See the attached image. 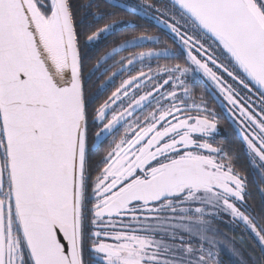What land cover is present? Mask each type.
Returning a JSON list of instances; mask_svg holds the SVG:
<instances>
[{
    "label": "snow or ice",
    "instance_id": "6c2138e0",
    "mask_svg": "<svg viewBox=\"0 0 264 264\" xmlns=\"http://www.w3.org/2000/svg\"><path fill=\"white\" fill-rule=\"evenodd\" d=\"M119 10L173 43L122 39L117 55L165 47L114 60L101 101L90 45L123 23ZM209 86L256 185L214 146ZM253 190L264 196V0H0V264H223L224 247L264 264Z\"/></svg>",
    "mask_w": 264,
    "mask_h": 264
},
{
    "label": "trees",
    "instance_id": "16d2710c",
    "mask_svg": "<svg viewBox=\"0 0 264 264\" xmlns=\"http://www.w3.org/2000/svg\"><path fill=\"white\" fill-rule=\"evenodd\" d=\"M121 2L126 3L129 6H132L135 3H137L138 0H121ZM114 19L118 22L122 21L123 23H117L110 36L105 37L102 34L101 39L95 43L94 47L90 45V52L93 57L92 64H97V61H99V65H98L99 70L96 71L95 76H93L92 78L93 85L91 91L93 93L98 92L100 94L99 99L101 101L104 98H106L108 94H110V90H112V87L109 86H113L111 83L107 81L108 75H110L111 73L105 72V70L111 66V62L115 57V56L113 57L115 53L112 52V49L117 48L121 40L124 39L125 37H130L132 35L138 36L142 32L147 35H155V36L162 34V32L160 31L161 30L160 27L154 25L153 21H151L148 18H144L132 14L129 11L119 10L118 14L114 17ZM145 19H148V25H146ZM105 22H109V21H103L98 26L102 27L103 23ZM130 24L134 26H130ZM164 34H167V32H164ZM167 43L172 44L168 41ZM144 44H147L149 46L143 47L142 48L143 50H145V48H149V49L152 48V44L155 43L145 42ZM129 51L130 50H120L119 56H125L126 54H129ZM133 51H135V49H133ZM248 202L254 207H259L261 204H264V200L259 198L249 199ZM221 228L228 235H232L234 232L238 233V229H236L234 225L227 222L222 224ZM224 248L222 249V253H221V260L223 261V264H237L238 258L237 257L234 258L228 252H225Z\"/></svg>",
    "mask_w": 264,
    "mask_h": 264
},
{
    "label": "flooded vegetation",
    "instance_id": "af4514ba",
    "mask_svg": "<svg viewBox=\"0 0 264 264\" xmlns=\"http://www.w3.org/2000/svg\"><path fill=\"white\" fill-rule=\"evenodd\" d=\"M145 23H146V25H148V19H145ZM153 24L157 26L155 21H153ZM157 27H160V29H161L160 31L162 32V34L157 35L158 37H160L161 41L167 40L168 42L173 43L171 34L168 33L167 29H164L163 26H157ZM164 32H167V34H164ZM146 46H149V45H147V44L143 45V47H146ZM143 47L134 48V49L136 52L146 51L149 49V48H145V50H143L142 49ZM163 47H164L163 43L152 44V48L160 49ZM139 49H141V50H139ZM129 50L133 51V49H129ZM121 53H123V52H121ZM126 55H128V54H126ZM114 60H117V56H115L113 58L111 65H113ZM156 63L164 64V59H160L159 61L153 60L152 61L153 67L156 66ZM112 70H115V69H112ZM115 78H116L115 81L117 83H119L120 79H122L124 77L118 76ZM195 83L197 85L196 99L198 101L200 88L203 87L204 81L197 80V81H195ZM205 95L208 99L209 106L215 108V110L217 112L218 120H219L218 130L214 134V140H213L214 146L223 145L227 149H230L231 151H233L234 153H238L239 157H240L238 163L240 165V170L242 171V174L247 176V179H248L250 184H252V185L258 184L259 180H260V173L257 170V168L251 164V161L249 159H247L246 156L244 155V152L246 150L243 149V147H242V144H241V141L239 139L238 132H237V125L235 124L233 117L228 112L227 107L224 105L222 100L216 98L212 94V90H211L210 86H209V90L207 92H205ZM234 129L236 131H234ZM105 143L99 146V149L101 152H103V150L106 149V147H107V144H105ZM253 198H264V196H261V194L259 192H256L255 190H253Z\"/></svg>",
    "mask_w": 264,
    "mask_h": 264
},
{
    "label": "rangeland",
    "instance_id": "374dc122",
    "mask_svg": "<svg viewBox=\"0 0 264 264\" xmlns=\"http://www.w3.org/2000/svg\"><path fill=\"white\" fill-rule=\"evenodd\" d=\"M114 55L117 56V60H118L120 56L117 55L116 53H115ZM114 55H113V57H114ZM113 57H112V58H113ZM166 62H168V61H165V60H164V63H166ZM115 79H116V78H114V82H115V84H118V83L115 81ZM106 87H107V86H106ZM109 87H113V86H109ZM234 131H236V130L234 129ZM105 144H107V143H105ZM259 199H263V200H264V198H259ZM224 250H225V252H228L230 255H232V253L230 252V250H229L227 247H225ZM232 256H233V255H232ZM233 257L235 258V256H233Z\"/></svg>",
    "mask_w": 264,
    "mask_h": 264
}]
</instances>
